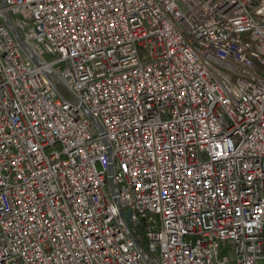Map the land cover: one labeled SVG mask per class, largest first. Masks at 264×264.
Listing matches in <instances>:
<instances>
[{
  "label": "built area",
  "instance_id": "2783aa9c",
  "mask_svg": "<svg viewBox=\"0 0 264 264\" xmlns=\"http://www.w3.org/2000/svg\"><path fill=\"white\" fill-rule=\"evenodd\" d=\"M143 257L264 264V0H0V264Z\"/></svg>",
  "mask_w": 264,
  "mask_h": 264
},
{
  "label": "water",
  "instance_id": "95a60500",
  "mask_svg": "<svg viewBox=\"0 0 264 264\" xmlns=\"http://www.w3.org/2000/svg\"><path fill=\"white\" fill-rule=\"evenodd\" d=\"M1 3L3 4V2H1ZM4 18L7 19L6 13H4ZM10 29H11V32L14 34L15 39L19 43V45L22 48V50L25 51V44L22 41L21 37L18 35V33L16 32V30L13 27H11ZM108 180H109L110 186L113 187L112 169H111V167H110L109 172H108ZM128 215H129V212H126L125 217L127 218ZM143 259H144L145 264H150L149 260L147 259V257H143Z\"/></svg>",
  "mask_w": 264,
  "mask_h": 264
},
{
  "label": "bare ground",
  "instance_id": "6f19581e",
  "mask_svg": "<svg viewBox=\"0 0 264 264\" xmlns=\"http://www.w3.org/2000/svg\"><path fill=\"white\" fill-rule=\"evenodd\" d=\"M177 23H186V29H193V21H189V15H178Z\"/></svg>",
  "mask_w": 264,
  "mask_h": 264
},
{
  "label": "rangeland",
  "instance_id": "374dc122",
  "mask_svg": "<svg viewBox=\"0 0 264 264\" xmlns=\"http://www.w3.org/2000/svg\"><path fill=\"white\" fill-rule=\"evenodd\" d=\"M66 96H68V93L66 92ZM257 264H261L260 262H258Z\"/></svg>",
  "mask_w": 264,
  "mask_h": 264
}]
</instances>
